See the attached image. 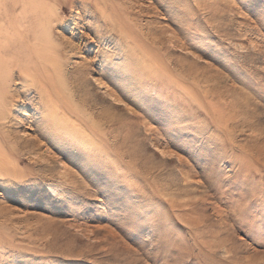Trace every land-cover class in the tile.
<instances>
[{"label": "rangeland", "instance_id": "1", "mask_svg": "<svg viewBox=\"0 0 264 264\" xmlns=\"http://www.w3.org/2000/svg\"><path fill=\"white\" fill-rule=\"evenodd\" d=\"M0 33V264H264V0H0Z\"/></svg>", "mask_w": 264, "mask_h": 264}, {"label": "bare ground", "instance_id": "2", "mask_svg": "<svg viewBox=\"0 0 264 264\" xmlns=\"http://www.w3.org/2000/svg\"><path fill=\"white\" fill-rule=\"evenodd\" d=\"M82 4V3H81ZM85 5V4H84ZM83 5V6H84ZM98 10V9H97ZM109 17V16H108ZM123 28V27H122ZM129 29V28H128ZM120 30H121V28H120ZM2 34L0 33V36H1ZM16 37V36H15ZM12 38V40H13V36L11 37ZM10 38V39H11ZM4 40L5 41H8L7 40V38L6 37H4ZM11 40V41H12ZM5 41H3V42H1L0 41V58L3 56V55H5L8 51H11V50H13L14 48L13 47H6V46H4V44H5ZM18 48V47H17ZM16 50H18V49H14L13 51H16ZM32 69H36L37 67L36 66H33L32 65ZM0 70H4V67H3V65L1 64L0 65ZM51 78V77H50ZM30 81H31V84L33 83V81L30 79ZM44 81V79H42V82ZM42 82H38V87H37V90L39 91V95H41V97L42 96H44L46 99L48 98H51L52 97V93L50 92V90L49 89H47L46 88V86H45V84H43ZM34 86H36V84L34 83ZM50 100V99H49ZM50 114V113H49ZM54 114V113H53Z\"/></svg>", "mask_w": 264, "mask_h": 264}]
</instances>
